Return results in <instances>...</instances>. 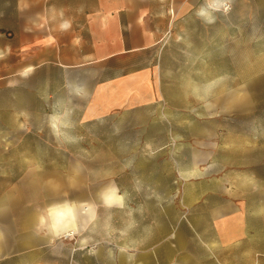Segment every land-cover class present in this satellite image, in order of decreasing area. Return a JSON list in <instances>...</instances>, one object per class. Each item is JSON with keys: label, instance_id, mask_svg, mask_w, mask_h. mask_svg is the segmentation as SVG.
I'll use <instances>...</instances> for the list:
<instances>
[{"label": "rangeland", "instance_id": "obj_1", "mask_svg": "<svg viewBox=\"0 0 264 264\" xmlns=\"http://www.w3.org/2000/svg\"><path fill=\"white\" fill-rule=\"evenodd\" d=\"M224 3L170 13L145 61L155 94L144 106L96 109L81 123L83 109L59 106L54 74L0 75V264H218L182 224L203 222L199 213L221 193H264V0L213 7ZM167 165L168 202L139 196L125 209L98 211L77 240L36 225L50 206L75 201L77 181H138L140 192L166 180ZM160 210L175 216L173 252L146 250L160 223L149 211Z\"/></svg>", "mask_w": 264, "mask_h": 264}, {"label": "crops", "instance_id": "obj_2", "mask_svg": "<svg viewBox=\"0 0 264 264\" xmlns=\"http://www.w3.org/2000/svg\"><path fill=\"white\" fill-rule=\"evenodd\" d=\"M201 2L210 5L229 0H0V61H4L0 75L31 78L54 74L60 80L51 91L61 100L59 106L83 109L78 120L81 123L90 121L96 109L105 112L150 104L155 89L145 61L160 43L171 20L170 13L187 12ZM65 23L70 26L63 28ZM48 69L53 72L48 74ZM166 167V180L144 185L140 192H133L138 181H103L96 188L89 181L73 182L72 187L81 188L75 201L50 206L47 216H43L47 223L40 225L39 216L36 225L42 229L45 226L52 235L77 240L76 232L87 228L98 211L125 209L139 196L151 202H162L165 197L168 202L174 196V180L172 176L169 181ZM54 174L57 177V171ZM111 186L120 196L119 204L106 201ZM250 192L252 197L250 193L240 195L238 189L228 195L221 193L218 203L199 213L203 222H193L189 217V222L181 226L189 237H199L214 253L218 264H264V193L256 196L254 188ZM202 195L198 193L199 197ZM66 206L72 207L73 219L69 226L56 228L51 211ZM157 216L160 223L154 222ZM148 219L154 220V226L146 250L164 244L170 245L173 252L175 216L169 217L162 210L155 216L149 211Z\"/></svg>", "mask_w": 264, "mask_h": 264}, {"label": "bare ground", "instance_id": "obj_3", "mask_svg": "<svg viewBox=\"0 0 264 264\" xmlns=\"http://www.w3.org/2000/svg\"><path fill=\"white\" fill-rule=\"evenodd\" d=\"M106 201L109 204L120 203V196L116 193L107 192ZM53 225L57 228L58 226H69L71 218L73 219L74 213L72 207L66 206L62 209H56L51 211ZM73 222V221H72Z\"/></svg>", "mask_w": 264, "mask_h": 264}, {"label": "clouds", "instance_id": "obj_4", "mask_svg": "<svg viewBox=\"0 0 264 264\" xmlns=\"http://www.w3.org/2000/svg\"><path fill=\"white\" fill-rule=\"evenodd\" d=\"M214 8H223L225 12L228 11V5L227 4H217V5H213ZM198 15L200 16H205L207 17V13L202 9ZM209 19V22H211V18L210 17H207ZM70 25L68 23H65L64 25H62L63 28H67L69 27ZM45 223H47V218L46 217H41L40 218V225H44Z\"/></svg>", "mask_w": 264, "mask_h": 264}, {"label": "built area", "instance_id": "obj_5", "mask_svg": "<svg viewBox=\"0 0 264 264\" xmlns=\"http://www.w3.org/2000/svg\"><path fill=\"white\" fill-rule=\"evenodd\" d=\"M224 4H227V5H228V9L230 8V5H229V3L225 2Z\"/></svg>", "mask_w": 264, "mask_h": 264}]
</instances>
